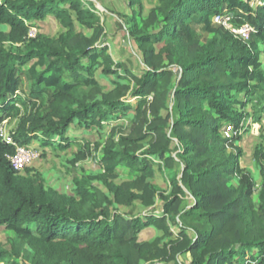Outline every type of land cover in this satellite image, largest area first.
<instances>
[{
	"label": "trees",
	"instance_id": "16d2710c",
	"mask_svg": "<svg viewBox=\"0 0 264 264\" xmlns=\"http://www.w3.org/2000/svg\"><path fill=\"white\" fill-rule=\"evenodd\" d=\"M252 1L156 0L139 20L123 14L145 65L135 74L99 46L106 35L93 6L82 0H0V123L15 119V142L68 149L78 141L72 127L100 130L134 110L128 129L112 128L101 148V170L93 177L74 175L70 193L48 189L33 168L16 170V146L0 131V226L14 233L9 247L0 243V263L181 264L178 256L189 251L188 264H264V151L262 145L254 151L262 176L256 188L250 170L240 165L238 144L242 120L250 117L254 124L264 114V0ZM221 14L251 25L253 38L214 25L213 16ZM47 15L65 32L31 36L33 22ZM192 22L211 35L201 41ZM76 24L91 34L77 31ZM25 65L32 83L20 100ZM98 68L101 75L114 74L113 89L102 91ZM128 97L137 99L135 105ZM19 103L30 105L21 111ZM228 125L234 134L224 135ZM98 149L86 141L71 164ZM154 160L170 171L167 191L151 181ZM120 166L131 176L116 183ZM187 195L192 204L183 208ZM157 198L163 200L160 213L132 217L121 210L135 201L149 207ZM148 226L161 235L141 239Z\"/></svg>",
	"mask_w": 264,
	"mask_h": 264
},
{
	"label": "rangeland",
	"instance_id": "374dc122",
	"mask_svg": "<svg viewBox=\"0 0 264 264\" xmlns=\"http://www.w3.org/2000/svg\"><path fill=\"white\" fill-rule=\"evenodd\" d=\"M84 5L93 6L102 22V26L105 32V38L103 44L99 46L106 45L108 47V52L111 54L112 58L115 61H120L123 64L124 68L132 71L135 74L141 73L144 68V62L142 60L141 52L136 46L133 38L129 35V32L126 29V25L123 21V14L135 15V17L139 20L141 17H146L151 7L154 6L156 0H82ZM259 0H254L253 3H258ZM214 25L221 24L220 21L213 20ZM33 26L31 27V36L36 35V33L40 32L49 37H57L60 33L65 32V28L60 25L57 19L54 18L53 15H47V17L43 21H34ZM232 24H235L231 22ZM192 26L195 29L197 36L201 41H204L211 34L205 29L203 24L192 22ZM76 30L82 31L86 35L91 34V30L87 28H81L78 24H76ZM253 37L251 33L246 40H250ZM158 48L161 43H155ZM261 54L260 58L264 63V44H260ZM28 65L20 68V92L21 97L20 100L24 99L29 93L30 85L32 83V79L28 73ZM122 71V70H120ZM94 75L99 81L100 86L102 87V91H108L114 88V80L116 79L114 74L101 75L100 69H96ZM88 89V88H87ZM46 98V97H45ZM128 100L131 101L134 105L137 101L135 97H128ZM20 102V101H19ZM20 105V110H26L29 108V103H25ZM172 103L169 99V108H171ZM246 111L251 112L250 104H248L245 108ZM133 109L127 110L125 115L118 118L116 121L112 123H106L103 129H88L83 130V128L72 127V131L74 134L78 136V141L72 143L70 148L68 149H60L57 146L43 148L40 141H34L31 144L27 145V147L33 148L31 153V159L27 162V165L23 167V170L26 166L33 168L34 170L39 171L45 180L46 187L48 189H55L62 193H70L74 188L73 176L77 175L78 177L82 176H91L96 175L100 170L101 166L99 164V158L101 156V148L106 143V140L111 137V130L117 124H123L126 129H128L133 120ZM167 110L165 108L160 110V114L165 116ZM245 121V122H244ZM15 119L10 118L5 124H2L1 130L3 134L9 135L11 129L14 127ZM243 124V125H242ZM250 125V127H249ZM240 130L242 132V138L238 142V144L242 147V155L240 157V165L244 168H247L252 173V176L256 182V188L259 187L262 176L260 174V170L254 158L255 148L259 145H262L264 151V114L259 122L252 124L251 118H247L246 120H242L240 125ZM248 127V130L243 132L245 128ZM228 132V135H232L235 133L232 125L226 126L224 128V135ZM115 140L119 137V133H114L112 135ZM74 137V136H73ZM150 137L146 138L144 143ZM90 143V147H93L94 144L98 145V150L93 152L91 156L86 158L85 160L77 162L75 165H72L70 159L73 157L74 153L78 150L81 144L85 142ZM175 143H173L174 145ZM44 151V155L41 154ZM159 160H154L153 162V170L154 174L151 178V181L158 185L160 190L167 191L169 186V175L170 171L165 167H162L163 164L159 163ZM174 167L179 171L180 165L176 163ZM22 169L21 173L24 172ZM180 175V172H179ZM131 176L129 172V168L120 166L117 168L116 177L113 178V181L118 183L119 181L129 178ZM92 183L103 190L104 192H108L107 188L103 185L100 180L92 179ZM254 199L257 200V193L254 194ZM192 204V199L187 195L185 199L182 201L181 206L183 208L189 207ZM163 205V200L161 198H157L155 203L152 206L144 207L139 202L135 201L133 204L121 207V210L129 216H144L149 213H160ZM148 226L139 233L140 238L144 240L151 241L156 236L161 235V231H158L154 228H149ZM174 234L176 235L178 232V228L176 225H171ZM14 239V233L11 230L6 229L3 226H0V243L9 247L12 240ZM166 238L164 241H166ZM162 241V242H164ZM189 252V251H188ZM185 253L178 256V260L181 264H188L191 260V255ZM0 264H9L7 260H3ZM162 264V263H159ZM167 264H176L174 261H169Z\"/></svg>",
	"mask_w": 264,
	"mask_h": 264
},
{
	"label": "built area",
	"instance_id": "2783aa9c",
	"mask_svg": "<svg viewBox=\"0 0 264 264\" xmlns=\"http://www.w3.org/2000/svg\"><path fill=\"white\" fill-rule=\"evenodd\" d=\"M254 0L251 2L253 4ZM260 4H262V2H258ZM217 20L220 21V23L225 26L226 28H228L231 32H233L235 35L241 37L242 39H247L251 33V31H253V27L251 25H249L248 23H243L241 25H236V24H232L230 21V15L229 14H221V15H214L213 16V20ZM31 31V30H30ZM31 35V33H30ZM7 122V120H3L0 123V131L1 134L3 135V138L7 141V142H11L16 146V153L11 156V161L13 163V167L20 171L21 169L23 170V167L25 165H27V162H29V160L31 159V153L32 150L35 151L33 148L30 149V147H27L26 145H20L17 142L14 141V139L11 137V135H5L3 134L2 130H1V126L2 124H5ZM225 135H228V132L225 131Z\"/></svg>",
	"mask_w": 264,
	"mask_h": 264
},
{
	"label": "water",
	"instance_id": "95a60500",
	"mask_svg": "<svg viewBox=\"0 0 264 264\" xmlns=\"http://www.w3.org/2000/svg\"><path fill=\"white\" fill-rule=\"evenodd\" d=\"M188 254H190V252H188Z\"/></svg>",
	"mask_w": 264,
	"mask_h": 264
},
{
	"label": "crops",
	"instance_id": "0c3cea01",
	"mask_svg": "<svg viewBox=\"0 0 264 264\" xmlns=\"http://www.w3.org/2000/svg\"><path fill=\"white\" fill-rule=\"evenodd\" d=\"M149 228H151V227H149Z\"/></svg>",
	"mask_w": 264,
	"mask_h": 264
}]
</instances>
